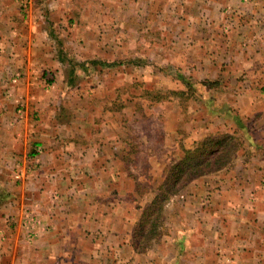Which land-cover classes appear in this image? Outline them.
Segmentation results:
<instances>
[{
    "label": "crops",
    "instance_id": "1",
    "mask_svg": "<svg viewBox=\"0 0 264 264\" xmlns=\"http://www.w3.org/2000/svg\"><path fill=\"white\" fill-rule=\"evenodd\" d=\"M95 1L0 0V264H130L141 257L130 245L132 228L155 195L136 190L138 160L147 156L150 171L160 162L156 146L139 130L130 134L131 120H117L110 108L119 100L114 61L123 71L137 35L132 27L138 41L149 29L185 30L188 54L195 44L207 49L200 69L214 61L206 52L216 44L217 66L233 77L241 71L242 91L264 86V0ZM114 27L122 31L117 42ZM71 61L75 70L67 71ZM100 108V118H113L97 120ZM168 148L176 158L177 145ZM225 171L210 193L211 221L221 227L197 230L177 220L183 227L171 231L177 243L164 259L180 262L188 253L190 264H264V157L238 163L235 175ZM195 230L199 238L188 250L184 242ZM210 238L222 245L218 255Z\"/></svg>",
    "mask_w": 264,
    "mask_h": 264
},
{
    "label": "rangeland",
    "instance_id": "2",
    "mask_svg": "<svg viewBox=\"0 0 264 264\" xmlns=\"http://www.w3.org/2000/svg\"><path fill=\"white\" fill-rule=\"evenodd\" d=\"M42 2L43 0H36L35 4L40 5ZM106 2L109 3L110 1L105 0L101 4ZM95 3H100V0H96ZM93 6L92 4L91 8ZM56 16L58 17V15ZM132 28L129 30L130 34L138 35V29ZM194 31L191 32L195 39L198 37L194 35ZM121 32L120 29L114 27V42L122 37ZM145 32L146 36L139 41L137 35L131 38L130 46L132 49L124 61L125 68L123 71L121 66L117 64L120 60L114 61L113 67L116 72L113 85L118 88L119 100L113 101L114 103L110 107L116 111L114 117H117V120H131L130 134H133V130H139V133L148 138L154 146V150L155 146L157 148L156 160L160 162V166L155 170L150 171L151 165L148 163L149 158L147 156H140L138 162L141 165L140 175L143 176V179L139 182L140 184L136 181V190L151 192L156 198L165 181L166 171L184 157L183 149H188L186 145L190 146L189 149H193L198 141L209 135L234 134L237 131L236 140L239 148L235 159L232 165L221 171L230 170L229 173H232L231 169H234L240 162H243V165H250L261 161L264 157V86H256V92L242 91L246 85L242 72L238 70L240 72L238 77H233L232 71L226 72L224 65L222 68L217 66L218 55L216 52L219 49L216 44L210 45L211 49L206 52V55L211 56V59L214 58V61L206 65L207 69H200V58L202 55L205 56L207 49L200 44H195L192 46L194 49L191 48L194 52L188 54V47H185L184 40L180 38V33H185V30H178L179 35L176 31L170 35L171 30L169 28L164 30L149 29ZM111 37L112 34L110 33L109 38L111 39ZM153 42L158 46H153ZM213 49L216 51L211 53ZM117 54L119 53L117 52ZM85 64L84 66L79 64L76 66L82 69L86 67ZM66 69L67 71L68 69L75 70V63L73 61L67 63ZM220 70L221 72H219ZM234 71L237 72L236 66ZM259 80L264 82V77L259 78ZM176 92L184 93L178 95ZM89 105L91 107L93 103ZM241 105L246 106V108L243 109ZM104 106L107 110L108 104L102 105L101 108ZM101 108L97 111V120H111L113 117L108 112L103 115L102 118L104 119L99 117ZM93 112L95 113V110ZM71 117H73L72 114H66L67 119L70 120ZM138 120L139 124H136ZM167 120H175V123L167 124L166 127L163 125V121L169 123ZM164 127L167 129H163ZM97 128L99 129L97 131L101 130V127L98 126ZM170 132L174 134L171 138L174 141L169 144L166 136ZM175 144L178 148V155L176 158L169 157V153H166L165 150L170 149L168 147L173 148ZM164 145L167 147L164 148ZM145 147H148V142ZM221 171L191 181L185 189L169 200L164 207L161 224L157 228V234L160 236L151 239L147 246L144 243L145 249L141 252H137L133 247L134 235L143 212L153 203L154 199L144 207L142 213L138 211L140 216L132 228L130 245L141 257L134 258L130 264L136 262V264H190L187 262L188 253L182 256L180 262L169 256L164 259V256L168 255L166 250L173 249L177 243L171 231L183 227L179 226V222H177L179 219L182 223L189 224L193 229L202 230V226L208 230L218 229L221 221H211L217 216L215 215V206L211 204L213 197L210 193L218 190L217 180ZM232 174L235 175L234 172ZM195 183V187L188 188ZM209 188L211 189L209 190ZM139 203L142 204V207L145 205L143 201H138ZM139 207L142 208L141 205ZM131 215L133 217V214ZM199 235L200 233L196 230L194 233H189L184 246L187 249L189 246L191 248V244L199 238ZM179 239L180 237L178 238L180 244ZM210 239L208 240V242L210 241V248L214 255H218L216 252L221 250L222 245L213 241L214 239ZM224 243L225 245L228 244L225 249H231V238H226Z\"/></svg>",
    "mask_w": 264,
    "mask_h": 264
},
{
    "label": "trees",
    "instance_id": "3",
    "mask_svg": "<svg viewBox=\"0 0 264 264\" xmlns=\"http://www.w3.org/2000/svg\"><path fill=\"white\" fill-rule=\"evenodd\" d=\"M176 93L181 95L184 92ZM236 133L237 131L234 134L209 135L198 141L193 149H183L184 157L166 171L167 175L160 192L143 212L133 240V247L137 252L145 249L144 243L147 246L151 239L160 236L157 234V228L161 224L164 207L173 196L178 195L191 181L233 164L239 148Z\"/></svg>",
    "mask_w": 264,
    "mask_h": 264
},
{
    "label": "built area",
    "instance_id": "4",
    "mask_svg": "<svg viewBox=\"0 0 264 264\" xmlns=\"http://www.w3.org/2000/svg\"><path fill=\"white\" fill-rule=\"evenodd\" d=\"M40 152V151H39Z\"/></svg>",
    "mask_w": 264,
    "mask_h": 264
}]
</instances>
